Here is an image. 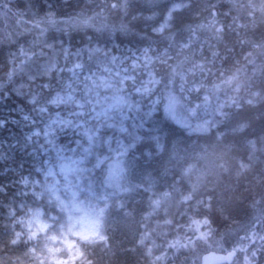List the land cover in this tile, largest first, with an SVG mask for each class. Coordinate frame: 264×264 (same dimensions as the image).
<instances>
[{
  "label": "clouds",
  "instance_id": "obj_1",
  "mask_svg": "<svg viewBox=\"0 0 264 264\" xmlns=\"http://www.w3.org/2000/svg\"><path fill=\"white\" fill-rule=\"evenodd\" d=\"M0 264H264V0H0Z\"/></svg>",
  "mask_w": 264,
  "mask_h": 264
}]
</instances>
